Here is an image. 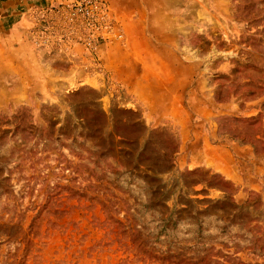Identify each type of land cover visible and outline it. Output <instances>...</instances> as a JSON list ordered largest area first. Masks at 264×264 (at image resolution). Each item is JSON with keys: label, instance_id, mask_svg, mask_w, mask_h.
<instances>
[{"label": "rangeland", "instance_id": "1", "mask_svg": "<svg viewBox=\"0 0 264 264\" xmlns=\"http://www.w3.org/2000/svg\"><path fill=\"white\" fill-rule=\"evenodd\" d=\"M146 3L149 85L0 37V264H264V0Z\"/></svg>", "mask_w": 264, "mask_h": 264}, {"label": "crops", "instance_id": "2", "mask_svg": "<svg viewBox=\"0 0 264 264\" xmlns=\"http://www.w3.org/2000/svg\"><path fill=\"white\" fill-rule=\"evenodd\" d=\"M66 0H0V37H8L10 32L26 24L31 14H41L45 9L57 6ZM114 17L119 21L125 44L106 45V69L118 79L120 67L139 69V80L149 85L147 70L151 68V59H158L163 66L162 57L152 51L153 41L146 31V0H107ZM146 80L148 82H146Z\"/></svg>", "mask_w": 264, "mask_h": 264}, {"label": "built area", "instance_id": "3", "mask_svg": "<svg viewBox=\"0 0 264 264\" xmlns=\"http://www.w3.org/2000/svg\"><path fill=\"white\" fill-rule=\"evenodd\" d=\"M43 13L52 17L50 22L42 20L43 27L57 31L61 38L70 40L69 44L80 42L90 53H97L112 42L123 41L119 21L107 0H66Z\"/></svg>", "mask_w": 264, "mask_h": 264}, {"label": "trees", "instance_id": "4", "mask_svg": "<svg viewBox=\"0 0 264 264\" xmlns=\"http://www.w3.org/2000/svg\"><path fill=\"white\" fill-rule=\"evenodd\" d=\"M166 155V154H165ZM168 157V155H166Z\"/></svg>", "mask_w": 264, "mask_h": 264}]
</instances>
